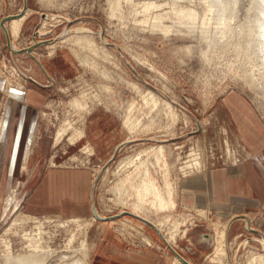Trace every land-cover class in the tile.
Wrapping results in <instances>:
<instances>
[{
    "label": "rangeland",
    "instance_id": "rangeland-1",
    "mask_svg": "<svg viewBox=\"0 0 264 264\" xmlns=\"http://www.w3.org/2000/svg\"><path fill=\"white\" fill-rule=\"evenodd\" d=\"M216 1L234 6L226 15H219L217 3L211 0H119L118 7L117 0H27L25 12L29 11L28 15L18 39L11 46L16 50L27 48L34 28L36 40L45 43L33 49L31 56L26 53L12 55L0 27L2 101L5 97L10 101L9 106H13L15 104L8 92L29 90L27 84L34 80L31 58L38 63L43 61L51 77L43 80L48 87V95L37 116L38 145L32 166L37 165V160L40 162L38 175L55 166L86 171L89 179H94L92 198L98 216L111 217L126 211L155 226L153 221L133 213L131 209L136 198L134 189L140 187L143 178L140 175L143 168L134 173L132 164L121 170L120 176L113 174L119 159L126 157L132 160L140 149L155 145L141 155L142 163L162 192L172 193L176 206L158 211L145 205L146 215L161 223L167 219L166 224L162 223L166 233L172 231L175 223H180V231L187 228L176 242L180 255L192 264H220L211 259L214 242L205 236L213 235V227L222 230L231 216L218 218L217 213L210 210L208 222L201 219L195 210H202V207L180 204V182L203 179L202 165L209 167L210 150H206V146L210 140L211 155L216 157L213 168H225L217 142L222 138V127H228L232 133L236 128L233 119H229L228 108L223 107L228 95L244 99L264 126V95L244 80L243 60L234 39L222 37L221 33L214 36L215 40L210 39L212 33L211 37L207 34L210 38L203 39L198 29L193 34L188 33L170 18L171 8L175 5L194 10L198 17L209 19L205 28L213 32L219 30L220 23L232 12L234 25H237V19L241 23L247 13L251 20H264V0ZM149 3L158 7L145 16L142 7ZM22 10L23 0H0V20L17 16ZM111 11H114L113 15ZM159 14L167 16L160 24L171 27L169 30L152 27L157 22L154 16ZM263 28L264 21L260 26L261 30ZM79 33H89L94 37L96 48L104 47L113 56L98 55L70 41L50 50L49 47ZM254 47L260 50V42H255ZM261 53L264 54L263 49ZM150 92L160 99L154 108L152 100L149 101L150 106L145 104L144 96L148 97ZM163 102L175 108L179 115L177 119L171 117ZM130 106H133V128L124 125ZM215 116L217 121L214 122ZM61 124H64L61 140L54 144ZM97 131L103 141L99 144L94 142L92 135ZM230 138L233 141L231 135ZM122 139L123 143L112 160L119 147L112 153L113 144L115 140ZM97 146L101 147L100 150ZM157 148L162 151L159 155L155 154ZM197 162L201 163L200 170L194 167ZM38 179V176L29 180L23 178L16 188L9 191L10 195L14 192L15 202L6 215L2 212L8 194L1 200L3 190L0 189V264L8 256L31 254L41 258V264H72L76 260L89 263L100 228L107 223L114 224V229L129 240L132 248L154 247L152 243L148 245L140 241L131 230L122 229L118 220L102 222L93 215L81 218L25 214L23 204ZM125 181L128 183L123 184ZM255 216L253 221L248 215L246 219L248 227L257 231L252 224L255 218L259 221L264 215L257 212ZM120 219L132 220L142 225L143 232L155 234L135 218ZM246 231L253 238H259L253 235L254 232ZM157 233L164 237L160 230ZM247 233L241 229L231 231L229 244L234 243L231 261L235 262L233 264H247L248 255L253 253V264H264V250L260 245L253 241L243 243ZM259 233L263 238L264 233ZM197 238L202 241L196 242Z\"/></svg>",
    "mask_w": 264,
    "mask_h": 264
},
{
    "label": "crops",
    "instance_id": "crops-1",
    "mask_svg": "<svg viewBox=\"0 0 264 264\" xmlns=\"http://www.w3.org/2000/svg\"><path fill=\"white\" fill-rule=\"evenodd\" d=\"M33 35L34 28L31 30V41ZM31 60L34 64L31 67V76L34 80L27 84L29 90L8 92L15 105L9 106L8 101L0 133V189L3 190L1 200L23 178L29 180L38 176V182L31 188L23 204L22 210L25 214H57L81 218L91 216L94 179L90 180L86 171L55 166L38 175L40 162L37 160V165L32 166L38 145V138L35 139L38 129L37 116L48 95V87L43 84V80L51 77L43 61L40 60L38 63L32 58ZM223 107L228 108L231 114L228 117L235 123L236 128L233 130L239 137L240 144L252 156L244 161L235 173L225 168H212L201 172L203 173L201 181L194 179L181 181L178 200L181 205L197 204L207 207L212 212L232 215L236 220L230 225L229 233L232 227L235 232L241 229L244 233L247 215L255 216L257 212L264 215V126L257 119L251 106L236 95H228ZM92 135L95 143L103 142L98 131ZM122 143L123 139L115 140L112 153ZM96 148L100 150L101 147ZM241 216L245 219H237ZM113 226L114 224L107 223L100 228L89 264L172 263V257L175 255L157 234L150 235L154 247L134 249L129 245V240ZM254 226L258 230L253 235L260 237L258 231L264 232V216L259 221L255 219ZM122 229L126 230L123 227ZM247 239L252 242L253 236L248 234L245 240ZM198 241L202 239L197 238L196 242ZM174 250L180 254L179 248L176 247Z\"/></svg>",
    "mask_w": 264,
    "mask_h": 264
},
{
    "label": "bare ground",
    "instance_id": "bare-ground-1",
    "mask_svg": "<svg viewBox=\"0 0 264 264\" xmlns=\"http://www.w3.org/2000/svg\"><path fill=\"white\" fill-rule=\"evenodd\" d=\"M211 1L217 3L216 0H211ZM118 2H119V0H117V7L120 3V2L119 3ZM216 5L219 7V11H218L219 15L221 13L226 15L228 10L234 6V4H229V3H225V4H218L217 3ZM157 7L158 6L155 3L146 4L145 6L142 7V13L145 14V16H146V14H149L152 9L157 8ZM24 12H25V10L23 11L22 15H20L16 18H12L6 23V29H7V32L9 34L11 44L18 39V37L21 33L22 24H23L25 18L27 17L29 11L28 12L26 11L25 13ZM110 14L113 15L114 11H111ZM170 14H171L170 18L174 19L175 22H177V25L179 28H183V29L185 28L188 31V33H192V34H193V32H196V30L198 29L200 33L198 31L197 32L202 35L203 39L206 37L210 38L211 33H212V37L210 38L211 40L216 39V38L214 39V36L216 37L217 33H221L222 37H226L229 40L234 39V41L236 42L237 49L238 50L240 49L239 51H240V54H241L242 60H243V66L245 69V75L243 76L244 80L250 86L255 87L256 89H259L262 92V94L264 95V54L261 53L262 49L264 50V30L260 29V26L264 20H262V19L251 20L249 14L247 13L245 15V18L242 20L243 23L241 22L242 24L239 23V20L237 19V22H236L237 25H234L235 20L232 18V15H234V13L232 12V13H228L230 15L229 18L223 19L222 23H220L221 27L219 28V30L217 32H213V30L210 31L211 29L205 28V26H207L209 23V19H207L206 17H198V15L195 13L194 10L185 9V8L177 7L174 5L171 8ZM165 17H167V16H165L163 14H159L157 16H154V19H156L157 22L154 23L152 27H154V28L156 27L159 30H163V29L169 30L171 27H164L162 24H160V23H162V21L164 20ZM143 21L145 22L144 19H143ZM196 24H200V26L197 27V26H195ZM182 25H183V27H182ZM43 28H45V26ZM78 32H79V30H78ZM207 34L210 35V37ZM201 35H200V37H201ZM208 38H206V39H208ZM93 40H94V37L91 36L89 33H79L78 35L69 36L65 41H62L61 43H56L55 45H53L52 47H49V48H50V50H54L55 48L58 47V45H61L65 42L70 41L73 44L82 46V47L86 48L87 50L92 51L93 53H96L98 55L104 54L105 57H107V58H109L108 55L113 56V54L111 52H109L104 47H99L100 49L96 48L93 44L94 43ZM216 41H218V39ZM255 42H260V46H261L260 50H256V48L254 47ZM34 55H36V54L34 53ZM150 69H152V68L150 67ZM162 78H163V76H162ZM163 90L166 91L164 88H163ZM147 96L148 97L144 96L145 104L147 106H150L149 101L152 100L151 101V103H153L152 108L156 107L158 105L157 104L158 101L160 100L159 97L156 96L152 92H150L149 95H147ZM163 103H164V107H166V108H168V110H170L171 117L174 120L176 117H179L175 108H173L167 102H163ZM7 104H8V100L5 97L3 98V101L0 98V133L2 131V126H3V121H4V117H5V113H6ZM132 110H133V106H130L129 107V113H128L129 116H127L125 121H124V125H126L128 128H133L134 123H135L134 119L132 118V116H133ZM213 120H214V122L217 121V116L213 117ZM63 129H64V124H61L60 127L57 129V136H56V139L54 141V144L58 143L61 140V137H62L61 134L64 131ZM221 134H222V138H220V140H218V142H217L218 151L221 152V154L224 157V159L222 161L226 165L225 169H227L229 172H235V170L238 169V165L242 164L247 159H250L252 155L247 153L246 149L240 144L235 133H232L231 130L229 131L228 127H222ZM230 135L233 137V141L231 140ZM37 136H38V129H37L35 139L37 138ZM172 137H174V136H172ZM210 144H211V140L208 141L207 146H206L207 147L206 150H210L209 161H207V164L209 165V167H206L207 165L204 166L205 164L202 165L204 167L203 171H206L207 169H212L213 166L216 164V157L214 156V154L211 155L212 146L210 147ZM153 147H156V146L150 145L146 149H140L139 151L136 152L135 158L132 160L128 159L126 157L119 159L117 161V166H116V169L113 172V174L114 175L116 174V176H120V171L124 170L125 168L128 167V165H132V164L134 166L133 167L134 173H139V170L141 168H143V172H142V174H140V175H143L142 180H140L141 181V184L139 185L140 187L138 189H136V187H135V189H134V190H136V198H134L135 201H134L133 205L131 206V209L133 210L132 212L153 221L156 228L161 231V233L164 235V237L166 238V240L168 241V243L170 244L172 249L173 248L175 249L177 247V242H176L177 239L176 238H178V236H183L186 233L187 228L180 231V229H179L180 223H175V224H172V228H173L172 231L170 233H166L162 228L163 227L162 223L164 224V222H165V224H166L167 219L162 220V223L154 221L153 219L149 218L146 215V209L144 207L145 205H149L151 207V209H153V210L164 211L167 208L172 209L176 206L175 201L172 197V193L169 191L167 193L168 196H167V194L163 193L162 190L156 184V182L149 176L147 167L142 163L141 155L148 152L149 150H151L150 148H153ZM208 147H210V148H208ZM155 151H156L155 152L156 155H159V153L162 152L161 148H157V150H155ZM202 166H201V163H198V162L194 164V167L196 170L197 169L200 170L202 168ZM107 171H108V169L106 170V172ZM140 175H138V177ZM124 183H128V182L125 181V182H123V184ZM130 187L132 188L131 185H130ZM14 202H15V194H14V192H12L11 195L8 194L5 198L4 211L2 212L3 215H6L8 213L10 208L13 207L12 205L14 204ZM92 204H93V202H92ZM193 205L197 206V207H202V210L196 209L195 211L197 212L198 216L201 219L208 222L207 214H208V212H210L208 210V208L205 206H202V205H199V206L197 204H193ZM224 215H226V214L217 213L218 218H222V216H224ZM230 216L231 217H229L227 219V222L228 221H230V222L228 224H226L222 228V230H217L214 227L212 228V231H214V232H213V235H211L210 240H212L214 242V246H213V251H212L213 256L211 259H213V261L220 262V264H229L228 259L232 260L231 249H232V246L234 243L229 244V242H230L229 241V239H230L229 235H230L231 231L234 229V227L231 228L230 233H229V228L233 222L231 220L233 219L234 216H232V215H230ZM248 216L253 221V215H248ZM230 218H232V219L230 220ZM118 222L122 225L123 228H125L126 230H131L137 236H139L140 241H142L148 245H151V243L153 244V240L151 239L150 234L145 233L146 231L145 232L142 231V228H143L142 225L135 224L134 222H132V220L118 219ZM138 222H141V224L148 226L149 228H151L155 232V234L158 235L157 231L155 229H153L147 223H145L141 220H138ZM192 223L193 222L191 221L190 224L192 225ZM252 226H254V222H253ZM248 228H249L248 229L249 231L255 233V230L251 229L250 227H248ZM179 232H181V233H179ZM158 237H159V235H158ZM253 241L258 243L260 245L261 249L264 250V237L263 238H261V237L253 238ZM244 243L249 244L250 242L248 241V243L247 242H244ZM248 256L249 257H248V259H246V263L247 264H253V262H254L253 260L255 258L253 256V253H250V255H248ZM228 257H230V258H228ZM233 263H235V262H233ZM2 264H41V258H37L35 255H32V254L31 255L18 256V257L8 256V257L4 258ZM72 264H89V263L88 262L85 263L84 261L81 262V261L76 260ZM171 264H183V263L176 256H174V257H172V263Z\"/></svg>",
    "mask_w": 264,
    "mask_h": 264
},
{
    "label": "water",
    "instance_id": "water-1",
    "mask_svg": "<svg viewBox=\"0 0 264 264\" xmlns=\"http://www.w3.org/2000/svg\"><path fill=\"white\" fill-rule=\"evenodd\" d=\"M26 8H27V0H23V10L21 11V13H20L19 15H17V16H7V17H4V18H2V19L0 20V27H1L2 31H3L4 36H5L6 46H7L8 50L10 51V53H11L12 55H15V54H21V53H26L28 56H31V52H32L33 49H35L36 47H38V46H40V45H43V44L45 43V42H39V41H37V40H36V37H35L36 33H34V35H33V37H32V41H31L30 45H29L27 48H24V49H17V50H15V49L12 48V46H11V40H10L9 34H8V32H7V29H6V23H7L10 19H12V18H16V17L22 15L23 11L26 10ZM65 31H66V30H65ZM35 32H36V31H35ZM65 33H66V32H65ZM63 35H64V34H63ZM63 35H62V36H63ZM62 36H61V37H62ZM124 145H126V144H124ZM120 147H121V146H119V147L116 149V151H115V153H114V156H113L112 160L115 158V155L117 154V152H118V150L120 149ZM93 190H94V185L92 186V194H93ZM92 194H91V195H92ZM91 199H92V201H93L92 196H91ZM92 214H93L94 218H96L97 220L102 221V222H103V221L118 220V219L123 218V217H131V218H135V219H137V220H141V221L147 223L148 225H150L153 229H155V230L158 232V230L156 229V227H155L152 223H150L149 221H147V220H145V219H143V218H141V217H139V216H136V215H134V214H132V213H130V212L123 211V212H120V213H118V214H116V215H114V216H111V217H100V216L97 215V213H96V211H95V209H94V206H93V204H92ZM237 219H245V218H244V216H241L240 218H237ZM235 220H236V219H235ZM235 220H234V221H235ZM246 229H249V228H248V223H247V221H246ZM255 232H257V231H255ZM258 233H259V232H258ZM158 235H159V237L161 238V240L164 242V244H165L168 248H170V249L172 250L173 254H174V255H175V256H176V257H177V258H178L183 264H191V263H189L187 260H185L180 254H178L174 249H172V247H170V245L166 242V240L164 239V237H163L160 233H158ZM259 235H261V234L259 233ZM205 237H208L209 240L211 239V235H209V236H205ZM210 241H211V240H210ZM248 241L250 242L249 239H248V240H245L244 242H247V243H248ZM244 242H243V243H244ZM228 258H230V257H228ZM228 260H229V264H233V262H232L230 259H228Z\"/></svg>",
    "mask_w": 264,
    "mask_h": 264
}]
</instances>
